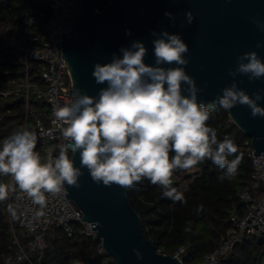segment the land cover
<instances>
[{"label":"clouds","instance_id":"9594fccd","mask_svg":"<svg viewBox=\"0 0 264 264\" xmlns=\"http://www.w3.org/2000/svg\"><path fill=\"white\" fill-rule=\"evenodd\" d=\"M172 24L176 17L171 12L164 14ZM186 24L195 20L192 11L185 14ZM257 31L264 33V21L258 16L251 18ZM130 35V30H126ZM154 45V65H146L147 48L140 41L130 47H122V54H113L107 64L96 63L91 75L97 84H107L97 96L77 94L70 105L54 107L55 121L62 125L66 143L60 146L59 155L51 153L47 162L34 151L36 134L27 129L14 131L0 146V175L11 176L18 188L27 194L40 210L46 206L45 193L61 192L63 186L79 188L81 169L86 168L96 184L110 187L113 184L131 188L142 179L159 185L162 197L186 204L182 192L173 187L176 169L189 170L210 160L221 170L218 180H233L238 174L241 156L232 139L218 141L215 129L207 126L210 113L198 102L195 80L186 73L189 51L179 34L166 30L151 33ZM257 48H264L258 41ZM177 65L171 67V65ZM169 65V67H164ZM228 75L233 78L230 86L224 87L216 102L227 112L237 105L247 106L252 118H264V89L250 96L238 88L236 77L245 75L250 82L264 78V62L256 51L245 52L236 57V66ZM243 81H241L242 83ZM182 85L186 87L182 89ZM186 91L188 95H183ZM80 154V167H74L68 151ZM174 155L170 158L169 153ZM235 156L229 160V157ZM8 196V186L0 183V201ZM16 218V211L9 206ZM203 210L198 206L197 213ZM190 231V223L185 229ZM138 260L143 254L133 249ZM177 259L178 257H173Z\"/></svg>","mask_w":264,"mask_h":264},{"label":"water","instance_id":"95a60500","mask_svg":"<svg viewBox=\"0 0 264 264\" xmlns=\"http://www.w3.org/2000/svg\"><path fill=\"white\" fill-rule=\"evenodd\" d=\"M189 10L195 16L191 25L186 24L184 15ZM165 12L173 13L175 24ZM254 16L264 21V0H81L71 29L61 31L62 56L77 94L95 97L107 87L97 84L91 75L96 63H110L114 53L122 55V47L140 41L147 48L145 64L154 65L152 40L156 37L151 33L166 30L179 34L189 48L185 54L189 63L183 67L197 87L203 89L198 93V102L205 106L217 103V95H222L221 90L232 83L228 72L236 66L238 55L256 51L264 62V48L256 47L258 41L264 42V33L252 23ZM126 30L131 34L127 35ZM235 79L238 88L250 96L264 89V78L250 82L247 76L238 75ZM185 87L182 85V89ZM182 94L188 95L186 91ZM258 103L264 107V100ZM228 113L251 138L255 155H264V118H252L251 110L243 105ZM71 160L74 167L81 166L79 151L72 154ZM81 171L80 187L65 184V194L83 211L82 219L92 223L104 251L115 264H180L173 259L174 254L159 252L154 239L146 236L142 217L130 203L128 188L98 185L86 168ZM136 248L143 254L142 260L136 258Z\"/></svg>","mask_w":264,"mask_h":264},{"label":"trees","instance_id":"16d2710c","mask_svg":"<svg viewBox=\"0 0 264 264\" xmlns=\"http://www.w3.org/2000/svg\"><path fill=\"white\" fill-rule=\"evenodd\" d=\"M25 0H0V54L3 62L0 69V81L17 76V72L9 70L17 62V55L7 52L8 41L24 35ZM47 4L44 10L50 13ZM19 25L12 30L10 25ZM23 70V69H22ZM32 106L44 109L43 100H33ZM210 113L207 126L215 129L218 141L225 137L232 139L238 148L237 155L241 156L237 176L229 181L221 182L218 176L222 170L210 160H204L195 166L196 172L185 173L189 180L186 186L182 180L172 177V186L184 194L186 204L173 202L162 197L159 185H152L147 179H142L128 188V197L132 207L138 211L143 220V231L147 237L154 239L157 250L161 253H174L178 248L185 247L184 260L187 263H197L205 254L219 246L222 237L231 226L229 216L234 206L243 212L240 192L249 184L253 167L247 154L246 136L231 120L219 103L205 105ZM26 120L25 100L0 97V146L5 138L20 127ZM33 120V119H32ZM28 130L37 135L34 122ZM36 153L42 158L40 143L36 139ZM170 158L174 153H169ZM235 156L228 159H234ZM43 163V162H42ZM176 169L175 171H180ZM11 176L0 175V183L8 186V196L0 201V264L12 252V226L18 230L16 219L9 217V186ZM203 210L197 213L198 206ZM191 230L186 231L189 225ZM70 236L62 227L52 228L46 234V248L43 254L34 259V264H115L112 257L105 251H100V238L81 233L79 224ZM226 264H264V235L248 236L238 243L225 259ZM20 264H31L22 262Z\"/></svg>","mask_w":264,"mask_h":264},{"label":"built area","instance_id":"2783aa9c","mask_svg":"<svg viewBox=\"0 0 264 264\" xmlns=\"http://www.w3.org/2000/svg\"><path fill=\"white\" fill-rule=\"evenodd\" d=\"M45 1L50 6V13L47 10L32 9L31 0L24 1V35L10 39L5 49L17 55L18 63L24 67L25 77L21 72V75L0 81L2 99L22 96L21 100H25L26 120L20 130H28V121L33 119L43 163L47 162L49 153L53 158L58 157L60 146L66 143L62 136V127L66 125L55 121L54 107L70 105L77 99L68 63L62 56L61 31L71 29L81 0ZM8 28L16 30L19 25H10ZM4 34L1 32L0 36ZM2 62L0 54V69ZM33 100H43L47 105L44 109H37L31 105ZM245 145L253 173L249 184L239 194L243 212L236 206L233 207L229 216L231 226L219 246L205 254L197 263L185 262V247L178 248L172 254L178 257L180 264H226L225 259L244 238L264 235V155H255L251 138L245 140ZM67 154L71 159L73 153L69 150ZM187 171H174L173 176L181 180ZM9 192L8 209L11 206L16 211L18 230L12 226V252L5 259V264H34V259L43 254L46 234L52 228L62 227L71 236L78 223L81 233L97 237L92 223L82 219L83 211L65 194L66 185L58 194L45 193L46 206L39 218L35 217V213L40 210V206L34 205L13 179ZM99 250L104 251L101 242Z\"/></svg>","mask_w":264,"mask_h":264},{"label":"rangeland","instance_id":"374dc122","mask_svg":"<svg viewBox=\"0 0 264 264\" xmlns=\"http://www.w3.org/2000/svg\"><path fill=\"white\" fill-rule=\"evenodd\" d=\"M31 5H32V9H36V10L40 11V10H44L45 9V6L47 5V3H46L45 0H31ZM13 63H15V64L13 66L9 67V70L17 72L16 75H21V72H22V75L25 77L26 73L23 72V70H24L23 65H21V64L17 65L16 61H14ZM31 74L35 75V72L31 71ZM32 124H33V120L30 118L29 125L32 126ZM188 172L195 173L196 172L195 167H193L192 169H189ZM181 180H182L181 182H182L183 186H186L188 181H189V180H187L185 178H182ZM8 213H9L10 219L14 220V218L12 217L11 213L9 212V210H8Z\"/></svg>","mask_w":264,"mask_h":264}]
</instances>
